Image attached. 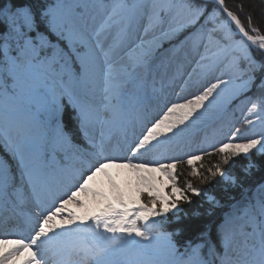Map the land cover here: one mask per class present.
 Masks as SVG:
<instances>
[{
    "label": "snow or ice",
    "instance_id": "1",
    "mask_svg": "<svg viewBox=\"0 0 264 264\" xmlns=\"http://www.w3.org/2000/svg\"><path fill=\"white\" fill-rule=\"evenodd\" d=\"M215 2L234 22L237 32L228 28L227 21L216 24L219 13L208 12L200 0H167L166 3L154 0L150 5L114 0L104 27H110L109 21L119 23L113 18L121 13L127 14L122 18L129 25L133 21L138 24L145 17L147 23L138 42L131 41L127 30H121L107 48L100 39L103 27L93 39L74 22V17L84 15L77 9H87L88 5H67L64 0L47 5L17 0L0 2V188L12 186L15 169L21 182L20 187L14 189L17 199L21 202L28 199L23 192L27 184L39 206L41 196L50 194L44 173L48 155L56 162L61 176L75 179L62 196H54L50 207L34 213V234H30L28 242L23 237L0 238V264H49L50 259L52 264H264V178L254 189L245 185L254 170L261 169L260 164L252 161V153L255 150L264 155V134L246 142L229 141L214 146V151L222 157L221 163L229 165L227 170L221 163H215L207 169L208 175L202 176L196 162H201L202 166L204 156L212 154L207 151L190 154L186 160L190 174L201 177L203 182H209L208 177H219L224 192L229 195V188L240 189V199L231 196L235 201L231 206L233 211L226 213L216 226L214 239L211 225L201 228L197 221L203 215L212 216L220 201L214 195H207V209L202 212L203 205L193 207V197H201L204 193L189 180L184 182V187L179 185L177 168L181 160L157 162L156 167H150V162L134 163L130 158L118 162V158L105 155L103 133L99 142L89 135V129L99 120L98 111L92 104L81 101L73 89L56 92L48 87L52 95L50 107H45L44 111L32 103L42 85V81L34 77L33 69L43 68L45 79L49 74L59 76L61 81L67 76L69 83L88 85L92 83L91 74L101 71L103 65L105 109L128 111L130 104L135 110L143 111L148 103L143 84L149 77L154 82L152 61L165 40L178 41L168 50L173 53L191 40L193 50L200 56L197 67L204 75L214 67L212 63H203L211 59L207 55L211 46H217L218 52L213 55L218 56L225 51L221 41L228 40L235 44L234 50L239 53L232 61L239 73L235 80H218L186 103H171L163 116L146 129V134L132 149L133 154L153 141L159 144L161 133H172L199 109L207 111L229 85L233 86V91L228 100L254 87L260 91L259 105L252 103L249 113L259 108L257 119L264 122V34L252 26L251 18H248L246 29L237 15L224 7V0ZM100 7L109 5L101 3ZM146 8L150 11H145ZM173 13L182 14L184 22L173 24ZM166 16L171 19L166 21ZM202 18L203 24L180 39L181 33L195 27ZM166 22L168 28L165 30ZM209 23L213 26L208 27ZM158 29L160 37L146 39ZM218 32L223 33L220 38L214 36ZM237 35L239 39H235ZM253 47L260 53L259 59L253 55ZM200 48L204 49L203 53H199ZM120 49H127L128 62L117 71L111 59ZM127 88L133 91L126 93ZM65 96L75 110V119L89 148L74 144L64 130L59 117L65 107ZM125 96H128L127 101ZM49 110L57 116L51 136L48 134L50 125L45 119V112ZM245 122L254 123L247 118ZM60 153L70 163L60 164L56 159ZM72 161L79 162L81 168H74ZM240 161L243 163L236 172L234 168ZM112 169H126L129 175L121 177L119 172L110 171ZM153 173L160 175L157 177ZM165 188L169 191L165 192ZM249 191L258 193V198L249 196ZM145 194L147 202L141 199ZM69 205H76L78 210H69ZM168 223L178 226L168 231L165 228ZM185 231L196 232L195 242L186 239L180 244L174 239Z\"/></svg>",
    "mask_w": 264,
    "mask_h": 264
},
{
    "label": "rangeland",
    "instance_id": "2",
    "mask_svg": "<svg viewBox=\"0 0 264 264\" xmlns=\"http://www.w3.org/2000/svg\"><path fill=\"white\" fill-rule=\"evenodd\" d=\"M134 2L150 5L154 0H128L130 4ZM159 2L166 3L167 0H159ZM64 3L67 5L81 4L89 6L87 9L83 7L77 9L78 12H82L84 15L82 18L74 17V22L78 28L93 39H95L94 34L97 31H101L103 27L100 39L103 41L105 48L112 43L113 38L121 30H127L133 42H138V38L143 36V27L147 23L146 17L141 19L138 24L133 21L129 25L122 18L127 14L121 13L113 18L114 20H119V23L109 21L110 27H104L108 13L111 11L110 5L114 3V0H64ZM101 3L109 5V7H100ZM145 11H150V8H146ZM173 15L175 16L172 21L173 24L184 22L185 17L182 14L173 13ZM165 19L168 21L171 17L166 16ZM229 19L227 15L219 14L216 17V24H222L227 21L228 28L233 32H237L234 22ZM203 22L204 19L201 22L199 21L195 27L186 29L185 32L181 33L180 39H183L184 35L195 31ZM212 26L209 23L208 27ZM167 28L168 23L166 22L164 29L166 30ZM249 34L253 33L250 32ZM222 35V32L214 34L216 38H220ZM160 36L161 30L158 29L150 33L146 39ZM239 38V35L235 37V39ZM175 43H178V41L169 42L165 40L162 47L157 50L156 56L152 61V69L153 76L158 80V83L155 79L153 82V78L149 77L146 83L143 84L148 98L147 106L143 111L135 110L130 104L128 105V111L114 112L111 109H105L103 65L101 66V71H94L91 74L92 83L84 84L83 90L77 94V97L81 101L92 104L98 111L99 120L89 129V135L95 142H99L102 138L101 133H103L106 148L105 155L118 158V162H124L125 158L132 159L134 163L150 162V167H156L157 162L169 163L174 159L181 160L182 162L177 168L179 185L184 187V182L189 180L194 187L201 188L204 193L201 197L195 198H204L206 202L207 195H214L220 201L221 206L223 200L220 196H217L210 188L202 186L201 177L190 174L191 168L187 165L186 160L190 154H200L202 151H207L213 153L217 159L213 164L221 163L222 157L218 152L214 151V146L218 147L220 143L229 141L246 142L249 138H259L261 134H264V122L257 119L259 108L252 114L249 113L252 103L259 105L261 93L255 87L249 92L242 93L234 99L228 100L227 97L233 91V86L229 85L220 96L216 97L207 111L201 108L184 125H179L178 128L173 129L172 133H161L158 136L159 144L153 141L152 144L147 145L145 149H141L135 154L132 151L138 144L139 139H142L143 135L146 134V129L155 122L151 121V119L156 116L157 119L161 118L163 113L167 111V107L171 106V103H186L188 100L193 99L195 95L203 94L206 88L211 87L218 80H235L236 76L239 75L232 64L233 57L239 55L234 50L235 44L232 41H221L225 51L219 52L218 56L213 55V53L218 52L217 46L215 44L211 46L210 51L207 53L211 59L205 60L203 63H212L214 67L206 75L202 74L201 69L197 67V61H199L200 56L193 50V42L191 40L187 41L175 53L168 51ZM253 49L255 48L253 47ZM126 52L127 49H120L112 56L111 62L117 71H119L121 65L128 62ZM203 52L204 49L200 48L199 53ZM138 73H142V70H138ZM33 75L37 80L41 77L37 68L33 69ZM49 77L51 81L47 88L51 87L56 92L64 90L58 76L49 74ZM221 87L223 88L224 86L222 85ZM132 91L133 89L131 88L125 89L126 93ZM124 99L127 101L128 96H125ZM209 99L212 98L210 97ZM63 101L68 103L66 96ZM207 104L208 102L205 101V105ZM245 118L254 121V123L248 125L245 122ZM75 124L77 131L80 133V138L86 142L85 148H89L90 145L81 133L78 121H75ZM237 129H239V132L236 131ZM152 145H155V147ZM253 153H255V150ZM89 158L91 159V157ZM240 163L242 161L237 164L234 171H238ZM204 166L205 162L202 161V166L201 162H196V167L202 176L207 174ZM221 167L227 170L229 165L221 163ZM110 171L119 172L121 177L129 175L126 169H112ZM153 175L159 177L160 174L153 173ZM219 181L223 184L220 178ZM248 181L245 182L247 183ZM167 191L169 189L165 188V192ZM141 199L144 202L148 201L146 194ZM182 207L186 208V205H182ZM68 209L72 211L78 210L76 205H69Z\"/></svg>",
    "mask_w": 264,
    "mask_h": 264
},
{
    "label": "trees",
    "instance_id": "3",
    "mask_svg": "<svg viewBox=\"0 0 264 264\" xmlns=\"http://www.w3.org/2000/svg\"><path fill=\"white\" fill-rule=\"evenodd\" d=\"M0 2H7V0H0ZM17 2L30 3L33 5H47L50 3H56V0H17ZM200 2L206 6L208 12H212L213 10H215L219 14L223 16L225 15L221 7L217 5L215 2L211 0H200ZM224 6L238 16V18L241 20V23L244 24L246 29L248 28V18H251L252 26L258 28L261 34H264V0H224ZM202 20L203 18L200 20V22ZM253 55H255L258 59L260 58V53L256 49H253ZM37 69L41 74V77L38 79V81H42V85L38 89L37 93L33 96L32 103L35 108L44 111L45 107H50V100L52 94L48 91L47 85L50 84L51 80L50 77H48L47 79L43 78L42 76V73L44 72L43 68L37 67ZM59 71H60L59 66H57V72ZM155 80L158 83V80L157 79ZM59 82L64 89L66 88L73 89L76 95L80 93L84 88L83 83H69L67 76L64 77L63 81H61L59 77ZM63 103L65 107L62 115L59 118L63 123L64 130L72 137L74 144H77L81 148H84L86 143L85 141H82V139L80 138V133L79 131H77L75 124V121H77L75 119V115H76L75 110L67 102L63 101ZM45 119L48 121L50 125V128L48 129V134L49 136H51L52 135L51 128H54L57 120V116L54 111L49 110L45 112ZM56 159L57 161L60 162V164L70 163L69 161H65L63 159V153H60L56 157ZM216 161L217 159L213 153L211 155H205L203 162H205L204 167L206 168V170ZM252 161L254 163L261 165L260 171L254 170V174L252 178L249 181L246 180L248 181L247 183L245 182L246 186L254 189V186L262 178H264V155H260L259 153L256 152L252 153ZM71 163L74 168L76 169L81 168V164L79 162L72 161ZM237 172H239V168ZM44 173H45V179L49 181L50 193L55 182L60 183L61 185H67V178L61 176L58 173L57 164L52 160L51 155H48L46 157V167L44 168ZM13 175L15 179L11 181L12 186L7 189L0 188V201L6 203H12L13 201L16 205H18V207H23L24 209H27L28 211H32L33 213L39 211L34 208L33 200L36 198H34L35 196L31 194V188L27 184L24 185L23 192L28 196V199L24 200L23 202L17 199L16 195L14 194V189L19 188L21 182L19 179V174L16 172L15 169H13ZM207 175L208 174H206V176ZM208 180L209 182L207 183L201 182L202 186L210 188V190H213L215 194L217 196H220V198L223 201L221 206L214 208L212 216L203 215L199 218L197 223L201 228L205 224L211 225L213 230V238L215 239L216 226L223 221L226 213L233 211L231 206L235 201L231 198V196L234 195L238 200L240 199L241 193H240V189L234 190L232 188H229L228 193H230L231 195L226 194L224 192V185L219 181L218 177L215 178L208 177ZM248 195L256 196L257 198L259 196V194L255 193L254 191H249ZM31 198L34 199L32 200ZM193 200L195 201L193 207L203 205V207L200 209L202 212L209 207L208 203L205 202L204 198L198 199L193 197ZM18 207H17V212L20 211ZM187 207L188 206H186V208ZM64 214L66 215L67 213ZM5 217L6 215L3 216V218ZM184 223H191V221H185ZM177 226L178 225L168 223L165 225V228L168 231H172ZM195 238H196L195 231H185L182 232L180 236L174 237V239H176L177 242L180 244H183L186 239H192L195 242Z\"/></svg>",
    "mask_w": 264,
    "mask_h": 264
},
{
    "label": "bare ground",
    "instance_id": "4",
    "mask_svg": "<svg viewBox=\"0 0 264 264\" xmlns=\"http://www.w3.org/2000/svg\"><path fill=\"white\" fill-rule=\"evenodd\" d=\"M156 119H157V116H156V117H154V118H152V119H151V121H153V122H154Z\"/></svg>",
    "mask_w": 264,
    "mask_h": 264
}]
</instances>
